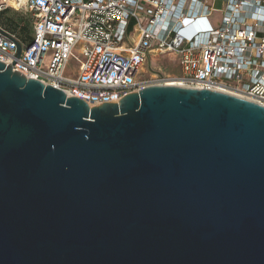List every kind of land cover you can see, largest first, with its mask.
<instances>
[{"label":"water","instance_id":"obj_1","mask_svg":"<svg viewBox=\"0 0 264 264\" xmlns=\"http://www.w3.org/2000/svg\"><path fill=\"white\" fill-rule=\"evenodd\" d=\"M0 264H264V107L167 85L89 106L0 62Z\"/></svg>","mask_w":264,"mask_h":264},{"label":"built area","instance_id":"obj_2","mask_svg":"<svg viewBox=\"0 0 264 264\" xmlns=\"http://www.w3.org/2000/svg\"><path fill=\"white\" fill-rule=\"evenodd\" d=\"M10 9L29 15L32 40L0 27V62L89 106L166 85L137 77L150 55L173 54L177 86L264 107V0H0V13ZM75 50L84 61L70 79Z\"/></svg>","mask_w":264,"mask_h":264},{"label":"rangeland","instance_id":"obj_3","mask_svg":"<svg viewBox=\"0 0 264 264\" xmlns=\"http://www.w3.org/2000/svg\"><path fill=\"white\" fill-rule=\"evenodd\" d=\"M215 9L218 10L214 13L213 19L220 20L222 17L221 5L220 2H216ZM10 17L12 19H24L26 22L29 19L28 14H24L21 12H16L14 10H8L7 15L0 16V22L4 21V17ZM27 18V19H26ZM145 18V16H144ZM28 24V22H27ZM142 24L145 25L144 19L142 20ZM30 26V23H29ZM130 35H133V29L129 30ZM84 61V58L77 50L73 52V56L69 61L64 76L66 78H75L77 74L78 67L81 62ZM181 69L178 66L177 58L173 54H157L150 55L142 67V70L138 74V79H147L151 80L162 79L164 82L169 85L175 83L177 79L181 77Z\"/></svg>","mask_w":264,"mask_h":264},{"label":"trees","instance_id":"obj_4","mask_svg":"<svg viewBox=\"0 0 264 264\" xmlns=\"http://www.w3.org/2000/svg\"><path fill=\"white\" fill-rule=\"evenodd\" d=\"M7 11L1 12V15H7ZM0 27L15 36L23 45H28L32 40V34L29 24L24 19H12L10 17H4V21L0 22Z\"/></svg>","mask_w":264,"mask_h":264},{"label":"bare ground","instance_id":"obj_5","mask_svg":"<svg viewBox=\"0 0 264 264\" xmlns=\"http://www.w3.org/2000/svg\"><path fill=\"white\" fill-rule=\"evenodd\" d=\"M167 85V84H166ZM167 86H177V84L176 83H172V84H169V85H167Z\"/></svg>","mask_w":264,"mask_h":264},{"label":"crops","instance_id":"obj_6","mask_svg":"<svg viewBox=\"0 0 264 264\" xmlns=\"http://www.w3.org/2000/svg\"><path fill=\"white\" fill-rule=\"evenodd\" d=\"M10 10H12V9H10ZM15 11V10H14ZM17 12V11H16ZM27 19V18H26ZM27 22H28V24L30 23V21H29V19L27 20ZM30 29H31V26H30Z\"/></svg>","mask_w":264,"mask_h":264}]
</instances>
